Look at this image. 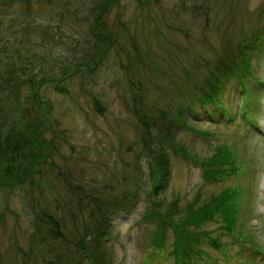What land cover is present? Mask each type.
Masks as SVG:
<instances>
[{
  "label": "rangeland",
  "instance_id": "1",
  "mask_svg": "<svg viewBox=\"0 0 264 264\" xmlns=\"http://www.w3.org/2000/svg\"><path fill=\"white\" fill-rule=\"evenodd\" d=\"M92 1L29 0L27 4L26 0H0V80L8 75L7 61L14 60L26 69L22 77L28 82L21 86L16 111L24 112L21 117L27 121L30 141L39 138L38 143L49 150L47 159L35 165V169L42 168L32 176L33 188L11 183L0 190L3 264H25L15 246L26 249L30 245L33 206L44 203L69 227L73 226L69 213L86 219L79 216L87 209L71 191L76 188L67 186V182L85 181L100 186L98 194L110 202L139 188L128 209L112 216L109 247L113 264H174L170 228L163 248L145 262L150 252L148 234L156 229L151 207L157 200L148 183L147 161L141 156V127L132 112V96L145 109L184 107L189 91L195 92L192 78L214 68L222 58L224 40L264 30V0H113L107 23L116 42L95 69L82 66L79 72L64 77L74 69L73 62H80L81 50L88 47ZM260 44L250 57L254 74L264 82V39ZM248 85L253 92L249 107L253 124L243 114V97L232 79L220 94L232 120L226 121L212 106L213 117L202 107H194V125L215 132V138L184 128L176 138L202 157L210 155L218 142H225L234 145L240 156L252 159L242 179L245 216L241 224L264 250V84L250 81ZM31 94L41 103H28L23 111L21 99ZM36 109L48 115L45 129L37 136L34 132L41 117ZM171 161L170 180L159 194L161 211L174 197L180 199L181 209L197 192L207 197L235 183L234 179L206 183L199 164L178 154H171ZM100 203L98 210L107 209L104 200ZM90 206L94 208L95 203ZM206 229L215 231L217 223L206 224ZM203 248L207 255L197 260L199 264H240L241 257L250 264H264V255L249 257L246 250L237 254L234 246L229 247L228 256L205 242Z\"/></svg>",
  "mask_w": 264,
  "mask_h": 264
},
{
  "label": "trees",
  "instance_id": "2",
  "mask_svg": "<svg viewBox=\"0 0 264 264\" xmlns=\"http://www.w3.org/2000/svg\"><path fill=\"white\" fill-rule=\"evenodd\" d=\"M112 1H92L88 27L90 41L85 42L88 47L81 50L80 62L75 64L73 62L71 65L75 66L74 69L64 77L79 72L82 66L92 71L113 46L115 38L107 23ZM26 2L28 4L29 0ZM261 39H264V30L252 31L239 39L224 40L220 50L222 58L214 68L192 78L195 92L192 94L191 90L189 91L184 107L165 109L154 106L145 109L142 101H137L132 96V112L141 127L139 134L141 156L147 161L148 183L151 184V190L157 200L151 207L156 229H152L148 234L149 254L163 248L167 240V228L174 234L170 251L174 264H198L197 260H204L203 255H207L203 248L204 242L213 249L225 251L226 256L229 255L227 251L231 246H234L237 254L247 251L249 257L256 256V252H263L260 244L254 243L257 242V238L244 231L241 224L245 216L243 208L245 186L242 179L249 172L252 159L240 156L234 145L225 142H218L210 155L202 157L190 150L185 142H178L176 138L181 128L215 138V132L201 130L194 125V122H197L194 107H202L210 117H213L214 109L209 108L212 106L224 115L226 121L232 120L233 115L220 98L226 81L232 79L236 80L243 97V114L252 121L253 115L249 112L252 88L248 83L251 81L261 85L263 80L252 70L250 53L256 48H261ZM6 64L9 68L8 75L2 76L3 80H0V190L11 183L28 184L33 188L35 184L32 176L42 168L41 166L35 169V165L39 163L38 160L47 159L49 150L38 143L39 138L30 141L27 121L21 117L24 112L16 111L22 94L21 86L28 82L22 77L26 69L21 68V64L14 60L7 61ZM55 87L61 89L58 84ZM39 99L35 94L24 97L20 102L21 108L26 111L28 103L39 105L41 103ZM35 111L41 117V124L34 132L37 136L45 129L43 125L48 115L39 109ZM48 122L47 124L50 123ZM171 154L181 155L199 164L202 179L206 183L223 182L226 179H234L235 183L225 185L220 191L207 197L197 192L193 200L182 205L181 209L178 205L180 199L174 197L161 211L159 206L163 200L159 194L167 187L171 177ZM67 186L70 189L75 187L78 191L71 190L78 196L79 202L84 203L87 212L80 213L79 216L85 215L86 219H76L75 213H69L73 222V226L69 227L55 217L54 210H47L44 203L38 208L33 206L30 245L26 249L15 246V249L22 254L25 264H29L30 259H33L32 264H76L81 260H86L89 264H113L112 250L109 247L112 216L123 209H128L127 206L137 197L139 188H135L131 195L123 194L116 202H110L111 199L102 198L104 194L102 196L98 194L100 186L92 184L91 181L67 182ZM199 189L200 186L198 191ZM102 200L107 203V209L98 210ZM93 203L95 206L91 208L90 205ZM211 222L217 223L215 231L206 229V224ZM222 237H228L229 240H222ZM238 259L240 264H250L246 258ZM2 260L0 264H3ZM213 261L216 262V259L213 258Z\"/></svg>",
  "mask_w": 264,
  "mask_h": 264
}]
</instances>
